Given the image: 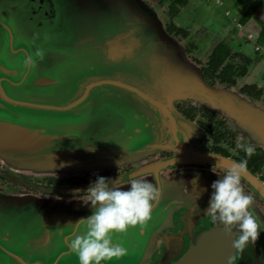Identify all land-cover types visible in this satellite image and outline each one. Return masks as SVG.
Instances as JSON below:
<instances>
[{
  "label": "water",
  "instance_id": "95a60500",
  "mask_svg": "<svg viewBox=\"0 0 264 264\" xmlns=\"http://www.w3.org/2000/svg\"><path fill=\"white\" fill-rule=\"evenodd\" d=\"M184 99L233 118L264 148V104L206 82L183 44L132 0H0V162L38 178L135 165L113 178L118 186L145 177L160 196L143 226L113 233L129 255L111 264H264V231L238 250L208 216L221 174L164 172L236 164L192 147L193 129L174 106ZM162 150L177 156L159 159ZM242 175L263 193L256 177ZM88 186L0 190V264H78L68 241L91 208L73 194ZM252 210L264 220L254 200Z\"/></svg>",
  "mask_w": 264,
  "mask_h": 264
},
{
  "label": "flooded vegetation",
  "instance_id": "af4514ba",
  "mask_svg": "<svg viewBox=\"0 0 264 264\" xmlns=\"http://www.w3.org/2000/svg\"><path fill=\"white\" fill-rule=\"evenodd\" d=\"M132 1L139 5L134 0ZM171 3L172 0L165 11H168ZM162 4V1L159 2L158 7ZM145 11L159 18L151 9H146ZM168 15L170 14L168 13ZM171 18L165 22H162L161 18L159 19L164 24L166 31L183 44L185 52L199 65L200 73L206 82L211 85L224 86L229 90L248 97L252 101H260L264 104V69L258 67L259 63L264 62V50L263 53H260V49H256V47L253 48L254 52L240 49L238 45L241 40H237L233 34L228 36V38L225 36L224 33L231 34L228 27L226 32L224 31L225 29H220L222 33L218 34V39L211 43L210 46L205 47L206 51L204 52L197 47L195 41H189L190 37H187L186 33L180 35V30L182 29L179 26H174ZM245 40V42L248 41L246 38ZM220 44L222 46H219ZM174 106L189 121L193 129L190 142L195 150L217 154L236 163L242 159L247 160L246 171L258 179L259 188L263 193L257 192L243 175L241 176V184L245 192L253 198L254 202L264 213V148L242 137L241 126L233 118L219 114L201 102L194 99H184L175 101ZM237 143L251 144L256 150L253 155L247 156L242 149L236 147ZM156 156L159 159L173 158L177 156V153L162 150L157 152ZM147 159L150 161L151 157ZM133 168H135V165L128 164L117 167H105L93 173L58 178H38L13 170L0 162V190L4 193H42L43 188L49 187H85L91 181H94L97 175L113 179ZM186 168L208 171L215 169L221 175L228 169L212 163H186L174 164L168 169H164V172ZM9 178L30 181L36 184L38 190L22 187L17 181H12ZM45 180H51L57 184H46Z\"/></svg>",
  "mask_w": 264,
  "mask_h": 264
},
{
  "label": "clouds",
  "instance_id": "9594fccd",
  "mask_svg": "<svg viewBox=\"0 0 264 264\" xmlns=\"http://www.w3.org/2000/svg\"><path fill=\"white\" fill-rule=\"evenodd\" d=\"M236 147L247 156L256 150L251 144L237 143ZM246 170L247 160L242 159L212 181L206 205L212 222L222 225L226 235L232 234V246L238 250L254 244L264 231V220L252 210L253 198L241 184ZM118 185V180L97 175L84 193L74 192V198L91 208L90 215L75 222V234L68 241L78 264H111L125 258L129 249L115 241L113 233H123L129 226H143L150 218L152 203L160 196L159 188L145 177H129L127 188Z\"/></svg>",
  "mask_w": 264,
  "mask_h": 264
},
{
  "label": "rangeland",
  "instance_id": "374dc122",
  "mask_svg": "<svg viewBox=\"0 0 264 264\" xmlns=\"http://www.w3.org/2000/svg\"><path fill=\"white\" fill-rule=\"evenodd\" d=\"M134 1L144 10L151 9L161 18L162 22L172 17L168 15V13H173L174 6L168 9V11H165L171 0H161L163 4L160 5V7L158 6L161 1L158 0ZM252 1L253 0H188L184 6L179 7L171 20L174 26H179L182 29L180 30V35L186 33V36L188 35L187 37H190L189 41H195L197 47L204 52L206 51L205 47L210 46L211 43H214V41L218 39V34L222 33L220 29H225L224 31L226 32V28L228 27L231 34L224 33L227 38L233 34L237 40H241V42L238 41L240 49L242 48L254 52L253 48L257 46L254 41L256 40L255 36L257 35L259 25L256 23L255 19L250 21L247 25L239 22V18L244 14ZM256 17L258 19L264 17V3L258 8ZM245 38H247V42H245ZM235 44L237 43L235 42ZM258 47L260 49L259 52L263 53L264 49L260 46ZM258 65V67L264 69V62ZM45 183L57 184L51 180H45Z\"/></svg>",
  "mask_w": 264,
  "mask_h": 264
},
{
  "label": "trees",
  "instance_id": "16d2710c",
  "mask_svg": "<svg viewBox=\"0 0 264 264\" xmlns=\"http://www.w3.org/2000/svg\"><path fill=\"white\" fill-rule=\"evenodd\" d=\"M187 1L188 0H172L169 9H171V7L174 6V11L173 13H169V14L173 17V15L177 12L179 7L184 6L187 3ZM263 3L264 0H253L250 6L247 8V10L244 12V14L239 18V22L245 25L249 24L250 21L255 19L256 23L259 25L257 35L255 36L256 38L255 43L257 46L262 47V49H264V17L262 19H258L256 17V12ZM219 46H222V44H220Z\"/></svg>",
  "mask_w": 264,
  "mask_h": 264
},
{
  "label": "built area",
  "instance_id": "2783aa9c",
  "mask_svg": "<svg viewBox=\"0 0 264 264\" xmlns=\"http://www.w3.org/2000/svg\"><path fill=\"white\" fill-rule=\"evenodd\" d=\"M250 36V35H249ZM255 39V38H254ZM256 49H259V47L258 46H256Z\"/></svg>",
  "mask_w": 264,
  "mask_h": 264
},
{
  "label": "crops",
  "instance_id": "0c3cea01",
  "mask_svg": "<svg viewBox=\"0 0 264 264\" xmlns=\"http://www.w3.org/2000/svg\"><path fill=\"white\" fill-rule=\"evenodd\" d=\"M250 34H252V33H250ZM247 36H248V34H247ZM247 39V38H246ZM255 42V41H254Z\"/></svg>",
  "mask_w": 264,
  "mask_h": 264
}]
</instances>
